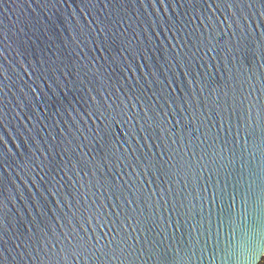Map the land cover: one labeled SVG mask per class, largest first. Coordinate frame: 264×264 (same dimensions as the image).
<instances>
[{
	"label": "water",
	"instance_id": "1",
	"mask_svg": "<svg viewBox=\"0 0 264 264\" xmlns=\"http://www.w3.org/2000/svg\"><path fill=\"white\" fill-rule=\"evenodd\" d=\"M262 121L264 0H0V264H264Z\"/></svg>",
	"mask_w": 264,
	"mask_h": 264
},
{
	"label": "snow or ice",
	"instance_id": "2",
	"mask_svg": "<svg viewBox=\"0 0 264 264\" xmlns=\"http://www.w3.org/2000/svg\"><path fill=\"white\" fill-rule=\"evenodd\" d=\"M255 129L252 131V135H255ZM260 135L264 138V121H262L260 126ZM255 198L256 208L254 210L259 211L262 215H264V186H261L258 194H253Z\"/></svg>",
	"mask_w": 264,
	"mask_h": 264
}]
</instances>
